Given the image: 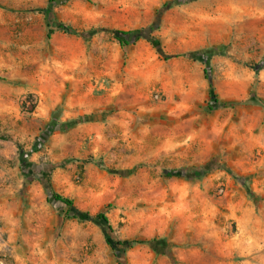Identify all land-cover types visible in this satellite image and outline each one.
Instances as JSON below:
<instances>
[{
  "label": "rangeland",
  "instance_id": "rangeland-1",
  "mask_svg": "<svg viewBox=\"0 0 264 264\" xmlns=\"http://www.w3.org/2000/svg\"><path fill=\"white\" fill-rule=\"evenodd\" d=\"M0 264H264V0H0Z\"/></svg>",
  "mask_w": 264,
  "mask_h": 264
},
{
  "label": "crops",
  "instance_id": "crops-1",
  "mask_svg": "<svg viewBox=\"0 0 264 264\" xmlns=\"http://www.w3.org/2000/svg\"><path fill=\"white\" fill-rule=\"evenodd\" d=\"M83 83V82H82ZM60 82L55 84V88L52 90H27V93L44 95L46 102L50 107L59 105L63 102V93H65V103L68 109L73 112L87 113L95 109L107 110L120 107L123 103L121 96L122 90H89L84 89L83 85L81 90L79 89V81L71 83L72 90H61ZM35 87V86H34ZM129 93L131 90H127ZM125 104H132V99L125 100Z\"/></svg>",
  "mask_w": 264,
  "mask_h": 264
},
{
  "label": "trees",
  "instance_id": "trees-1",
  "mask_svg": "<svg viewBox=\"0 0 264 264\" xmlns=\"http://www.w3.org/2000/svg\"><path fill=\"white\" fill-rule=\"evenodd\" d=\"M59 29L64 30V28L62 26H59ZM137 33H138V36L137 37H140L139 36V33H140L139 31H127V32L120 31V30L113 31V34H114L115 39L119 42V44L122 47L129 46L131 44L130 37L136 35ZM52 34H53V30L49 28V32H48V35H47L48 39H50V37H51ZM205 78L209 82V86H210V89H211V96H212V98L214 100H216V96H215V94L213 92L212 81H211V78H210L207 70H205ZM21 161H22V163H25L22 152H21ZM47 189H49V187ZM48 191H49V193H51V196H52V198H53L54 201L59 202V203H62L65 206H67V207H69L71 209L75 207L74 201L72 199L67 198V197H64V196H62V195H60L58 193L51 192L50 189ZM73 218L74 219H77V220H81V221L103 222L107 226V228L109 230L112 229L111 228V225H110V222H109V219H108L107 215L104 212L98 213L97 215H91V214H89L87 212H80V211H77L76 210ZM106 242H107V244L113 250H116L117 248L124 247V246L127 249H132L135 246H138V245H141V244L144 243L143 241H129V242H121V241H118V242H114L110 238V236H108V235L106 237Z\"/></svg>",
  "mask_w": 264,
  "mask_h": 264
}]
</instances>
